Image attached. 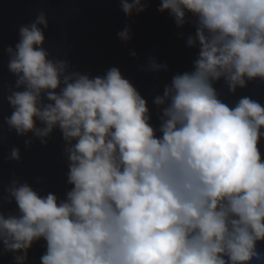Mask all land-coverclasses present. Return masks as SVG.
I'll list each match as a JSON object with an SVG mask.
<instances>
[{"label": "clouds", "instance_id": "clouds-1", "mask_svg": "<svg viewBox=\"0 0 264 264\" xmlns=\"http://www.w3.org/2000/svg\"><path fill=\"white\" fill-rule=\"evenodd\" d=\"M149 6L119 0L128 17ZM158 11L191 24L186 43L198 49L193 70L154 97L158 128L118 67L92 76L51 56L45 12L4 49L15 77L4 123L32 134L26 148L58 129L71 186L64 198L18 178L4 186L0 199L17 207L0 210V256L13 264L41 240L40 264H264V105L242 96L230 106L216 88L264 82V0H160ZM117 37L129 42L130 27ZM167 69L150 58L145 70ZM7 159L20 161V148Z\"/></svg>", "mask_w": 264, "mask_h": 264}, {"label": "water", "instance_id": "water-1", "mask_svg": "<svg viewBox=\"0 0 264 264\" xmlns=\"http://www.w3.org/2000/svg\"><path fill=\"white\" fill-rule=\"evenodd\" d=\"M149 3L143 13L128 17L120 10L119 0H0V198L5 195L4 186L14 178L28 182L42 195L52 192L61 198L71 187L66 183L67 160L58 129L52 133L47 146L35 140L31 148H26L24 141L32 138V134L18 136L14 131L9 132L4 123V117L12 113L6 99L10 94L8 86L15 85V77L7 69L9 57L4 49L15 47L20 25L30 23L41 11L45 12L49 21L45 47L51 56L67 59L70 71L92 76H102L109 68L118 67L147 100L151 123L158 128L159 110L153 104L154 97L163 94L164 86L171 82L173 75L193 70L198 49L189 48L186 43L187 35L195 32L191 24L177 28L169 13L158 11L160 0H149ZM126 25L131 29L132 38L124 43L117 33ZM131 51L136 52L135 57L130 55ZM150 58L167 64L168 69L146 71ZM216 88L230 106L242 96H250L264 105V82L259 80L237 89L234 95L228 92L223 81ZM13 147L20 148V161L7 159ZM16 207L14 202L7 204L0 199V210L11 212ZM258 247L264 252V242ZM45 250L43 240L35 243L28 252L27 264H40ZM0 264H13L12 255L0 256Z\"/></svg>", "mask_w": 264, "mask_h": 264}]
</instances>
